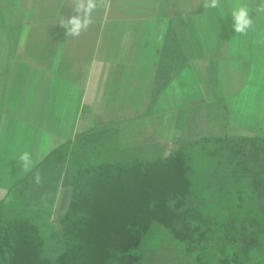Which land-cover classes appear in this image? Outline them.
I'll use <instances>...</instances> for the list:
<instances>
[{"label":"crops","instance_id":"obj_1","mask_svg":"<svg viewBox=\"0 0 264 264\" xmlns=\"http://www.w3.org/2000/svg\"><path fill=\"white\" fill-rule=\"evenodd\" d=\"M210 3L98 0L74 38L60 20L76 14L75 0H0V204L41 192L40 163L101 129L164 144V156L179 140L264 137V0ZM241 6L253 21L243 34L232 19ZM61 190L53 203L27 200L65 212Z\"/></svg>","mask_w":264,"mask_h":264},{"label":"trees","instance_id":"obj_2","mask_svg":"<svg viewBox=\"0 0 264 264\" xmlns=\"http://www.w3.org/2000/svg\"><path fill=\"white\" fill-rule=\"evenodd\" d=\"M118 132L101 129L63 144L35 170L51 195L62 183L68 188L55 257L44 254L33 220L12 218L0 204V264H139L138 250L155 225L181 243L195 264H264L263 136L179 140L168 156L154 160L91 163L86 148L112 141ZM200 151L223 159L222 182L232 187L218 195L226 202L219 223L191 203L192 162Z\"/></svg>","mask_w":264,"mask_h":264},{"label":"rangeland","instance_id":"obj_3","mask_svg":"<svg viewBox=\"0 0 264 264\" xmlns=\"http://www.w3.org/2000/svg\"><path fill=\"white\" fill-rule=\"evenodd\" d=\"M86 149L90 150L88 157L91 163L135 159L154 160L163 157L166 151H170V148L168 149L164 144L149 143L148 138H145L142 144L136 143L135 139L121 143L118 136L112 141L107 140L101 146L89 145ZM192 165L195 173L194 196L191 198V203L213 216L215 222L219 223L225 216L226 202H219L218 195L222 190L232 189L230 184L222 182L225 174L223 159L207 156L200 151L194 155ZM46 192L44 184L41 192H23V195H20L21 191L17 190L11 195L12 198H16V201L13 204L9 203L6 208L12 218L26 217L33 220L39 226L45 241L44 254L55 257L62 248L59 218L60 214L64 213V208L61 209V213L57 209H50L47 202L53 203L55 195ZM36 195L47 197L44 208L37 206V203L34 205L35 203L28 202V197L32 199ZM60 195L64 200H68V190H61ZM138 253L143 257L139 264H195L194 256L188 255L184 246L174 240L165 228L158 225H155L149 236L145 238Z\"/></svg>","mask_w":264,"mask_h":264},{"label":"clouds","instance_id":"obj_4","mask_svg":"<svg viewBox=\"0 0 264 264\" xmlns=\"http://www.w3.org/2000/svg\"><path fill=\"white\" fill-rule=\"evenodd\" d=\"M100 4H106L107 0H99ZM219 0H211V3L206 5L209 7H217ZM75 8L73 11L75 15L69 16L67 20L61 19L60 26L65 29L66 36L78 38L82 32L87 31L89 26L93 23L92 13L98 7V0H75ZM264 10V8H262ZM82 13V15H81ZM232 19L234 21L233 28L235 32L245 33L252 26V19L249 16L248 9L244 6L238 7L232 12ZM20 160L23 162L24 171L31 170L30 154L25 152L21 154ZM39 182V175L36 176Z\"/></svg>","mask_w":264,"mask_h":264}]
</instances>
